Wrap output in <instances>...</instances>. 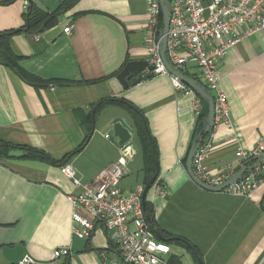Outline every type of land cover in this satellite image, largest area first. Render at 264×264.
I'll list each match as a JSON object with an SVG mask.
<instances>
[{
  "label": "crops",
  "instance_id": "obj_1",
  "mask_svg": "<svg viewBox=\"0 0 264 264\" xmlns=\"http://www.w3.org/2000/svg\"><path fill=\"white\" fill-rule=\"evenodd\" d=\"M6 1L0 0V32L24 25L30 1L53 11L63 0ZM147 24L146 0H78L55 25L15 34L12 48L21 56L20 66L47 84L27 83L0 65V140L45 150L56 160L77 150L66 165L82 184H93L119 157L114 118L134 124L124 104L97 112L94 105L125 100L143 112L158 143V179L167 194L155 183L147 202L158 232L179 238L167 242L171 264H196L195 252L204 264H264V182L248 196L213 192L196 184L186 168L197 94L176 90L166 74L127 88L117 78L129 61L146 60ZM67 26L70 33L64 32ZM218 67L231 126L216 129L206 166L210 173L226 166L236 172L242 165L236 152L251 150L264 138V29L232 48ZM188 72H195L193 65ZM133 140L121 180L126 191L146 185L143 146L135 133ZM81 190L60 165L0 158V264H18L26 254L49 260L58 248L70 249L69 264H108L104 253L112 247L111 231L103 222L96 221L87 239L74 234L69 196Z\"/></svg>",
  "mask_w": 264,
  "mask_h": 264
},
{
  "label": "built area",
  "instance_id": "obj_2",
  "mask_svg": "<svg viewBox=\"0 0 264 264\" xmlns=\"http://www.w3.org/2000/svg\"><path fill=\"white\" fill-rule=\"evenodd\" d=\"M171 16L167 33L166 55L171 64L187 71L193 65V73L215 99L214 128L208 141L201 145L193 158V170L204 182L212 186L222 185L234 172L226 166L218 173H210L206 159L214 148L216 129L221 124L231 126L228 96L221 86L219 62L229 51L250 36L264 29V0H170ZM148 24L144 33L146 61L153 66L152 75L166 74L179 91L195 93L185 82L172 74L165 66L161 54L163 17L160 0H146ZM72 26L64 28L70 33ZM200 101L196 103L197 114ZM119 157L97 176L93 184H82L71 165L62 171L72 181L82 186L81 192L69 196L74 207L73 231L82 239L89 238L101 221L111 231L110 252L104 253L108 264H171L169 243L158 239L146 218L142 204L143 186L134 191L121 187L127 164L134 153L133 146L120 145ZM264 153V138L251 150H238L241 164ZM264 182V159L243 179L225 187L222 192L250 195ZM157 187L163 195L167 190L162 183ZM72 255L69 248H58L49 260H39L26 254L18 264H60L62 258Z\"/></svg>",
  "mask_w": 264,
  "mask_h": 264
},
{
  "label": "trees",
  "instance_id": "obj_3",
  "mask_svg": "<svg viewBox=\"0 0 264 264\" xmlns=\"http://www.w3.org/2000/svg\"><path fill=\"white\" fill-rule=\"evenodd\" d=\"M12 1L13 0H8L5 3H10ZM77 2L78 0H63L55 10L48 11L40 8L34 2L30 1L27 10L23 14L25 19L24 25L18 29H12V30H6L0 32V65H5L11 68L21 79H23L27 83H30L35 86L47 84L46 81H43L42 79L26 72L20 66L21 56L16 54L12 48V37L17 33L24 32V33L33 34V33L42 32L43 30L58 23L59 18L63 16L66 12L71 10ZM184 72L189 76L198 80V78L193 73L188 72V70ZM197 96L202 104V107L200 108L198 113L197 126L193 135L191 145L189 147V151L192 145L194 144L196 137L199 134H201L203 130V121L208 114L207 104L202 100V98L199 95ZM114 102L120 103L122 105L124 104L125 106L129 107L130 112L133 115L134 124H132V126L134 127L135 134L138 136L143 146L144 158L146 163L145 164L146 172H147L146 180H145V184H146L148 180L156 173L157 170V161L159 160L158 143L150 131L148 122L143 112L138 108H136L135 106H132L130 103L126 102L125 100L108 98L94 105V108L96 109L97 112L104 106L112 104ZM209 138H210V134L205 135L203 144L206 143ZM84 143L85 142H83L82 146L84 145ZM76 152L77 150L67 154L61 160H56L52 158V156L45 150L33 148L27 145L13 144L7 141L0 140V158H18V159L27 158V159L45 161L51 164L64 166L66 165L67 161ZM186 161H187V157H186ZM244 163L246 164L248 162L245 161ZM156 183H161V182L158 179ZM262 207L264 208V197L262 200ZM146 218L153 232L155 233V235H157L158 230L156 226L154 212L152 208L149 206L148 202H147ZM70 257L71 255L62 258L60 264H69ZM194 259H195V263L199 264V259L195 254H194ZM202 264L204 263L202 262Z\"/></svg>",
  "mask_w": 264,
  "mask_h": 264
},
{
  "label": "water",
  "instance_id": "obj_4",
  "mask_svg": "<svg viewBox=\"0 0 264 264\" xmlns=\"http://www.w3.org/2000/svg\"><path fill=\"white\" fill-rule=\"evenodd\" d=\"M161 8H162V17H163V27H162V38H161V54L167 69L177 76L180 80L185 82L197 95H199L202 100L208 106V114L203 121V130L201 134H199L194 144L192 145L189 154L187 156L186 168L191 179L201 186L202 188L213 191V192H221L228 185L235 183L245 176L247 172L253 171L257 166H259L263 159L264 153L258 155L257 157L248 160V163H244L241 165L240 169L234 172L222 185L220 186H212L203 180H201L193 170V158L197 150L201 147L204 142V136L207 134H211L214 128V116H215V99L212 92L200 81L195 78L189 76L175 65L171 64L166 52H167V33L169 29L170 16H171V3L170 0H160ZM153 66L149 65L148 62L144 59L141 60H131L129 61L124 68L117 74V78L122 84L123 87L127 88L130 84H137L144 78H150L152 76ZM112 125L114 128V133L116 137L119 138V144L125 146H133L134 145V127L127 122L122 117L114 118L112 121ZM160 173V165L159 160L157 161V170L156 173L148 180L146 183L143 194H142V204L145 212L147 211V195L150 189L155 185L158 176ZM157 236L161 241L168 242L170 240H179V238H166L163 234L157 231ZM187 245H191L189 242H186ZM195 255L199 259V264H202L198 253L195 252Z\"/></svg>",
  "mask_w": 264,
  "mask_h": 264
}]
</instances>
